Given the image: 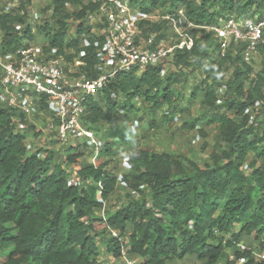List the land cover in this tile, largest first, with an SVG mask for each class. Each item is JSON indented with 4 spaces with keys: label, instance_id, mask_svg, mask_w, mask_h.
<instances>
[{
    "label": "trees",
    "instance_id": "trees-1",
    "mask_svg": "<svg viewBox=\"0 0 264 264\" xmlns=\"http://www.w3.org/2000/svg\"><path fill=\"white\" fill-rule=\"evenodd\" d=\"M67 1L74 3L78 33L85 30L84 22L79 21L89 7L84 0H48V8L53 9L52 19L38 24V30L46 32L50 46L71 59L80 48L79 36L68 32ZM131 3L146 11L158 7L174 11L184 6L188 18L199 25L217 23L231 14L240 18L264 16V0H131ZM28 7L22 14L3 12L0 8L3 33L0 55L36 41L29 24L21 30L16 28V24L26 22ZM145 24L142 29L145 36L155 33L158 41L166 35L165 22ZM200 31L205 33L196 38ZM193 34V48L179 50L175 55L178 72L161 77L157 66H149L141 73L119 72L96 96L85 100L86 126L94 128L106 122L109 128L105 132L107 141L97 157L91 162L80 161L79 185L68 180L74 164L84 157L86 144L77 142L63 150H47L43 157L29 154L25 145L27 134L13 122L16 112L0 104V264H103L99 260L100 241L106 247V255L118 256L126 238L129 254L141 257L142 264H167L187 255L196 256L202 264L220 261L235 264L229 260L231 252L247 256L244 264H264L256 261L250 250L227 248L245 234L254 239L255 248L264 249V120L260 119L256 106L258 99L264 103V95L256 92V81L264 82V73L259 72L253 88L246 90L248 69L243 65L250 63L240 56L243 45L233 43L226 56L216 55L209 63L208 59L215 56L216 38L206 29L194 30ZM67 48H72L73 53H66ZM86 50L87 64L83 69L96 76L95 51L92 47ZM196 62L202 77L190 96L193 98L202 90L205 102L213 104L220 79L227 78L226 86L232 96L223 107L238 118L214 111L201 114L185 126L195 128L199 122L218 124L226 147L213 151L212 163L203 167L181 154L144 148L130 151L131 168L123 180L129 188L139 190L140 195L131 196L124 206L105 212V202L118 182L107 169L106 157L123 149L128 139L117 123L121 106L111 98V91L125 96L128 102L124 107L129 111L135 97L140 98V103L156 107L167 103L171 110H176L180 98L175 89L176 77L183 68ZM225 62L234 65V71L226 74ZM250 106L258 111L256 124L250 122V113L246 112ZM251 152L254 158L249 161ZM109 227L117 229L121 239L110 235Z\"/></svg>",
    "mask_w": 264,
    "mask_h": 264
},
{
    "label": "built area",
    "instance_id": "built-area-1",
    "mask_svg": "<svg viewBox=\"0 0 264 264\" xmlns=\"http://www.w3.org/2000/svg\"><path fill=\"white\" fill-rule=\"evenodd\" d=\"M84 5L89 7L79 21L84 22L85 30L78 33L73 5L66 3V9L70 12L68 32L79 36L80 51L71 59L60 54L58 48L50 46L48 41L39 43L35 40L0 55V102L16 112L13 122L17 129L25 132L27 137L31 133L30 139L34 140L37 134L34 132L36 121L33 118L35 115L41 117L38 124L43 132V143H36L26 137L25 145L29 154L43 157L47 150H63L69 144L81 142L93 147L94 160L99 153L100 143L95 130L85 124V100L96 96L119 72L141 73L149 66L159 67L161 77L178 72L180 68L174 62L175 55L179 50L193 48L194 30L212 32L217 40L214 53L220 57L226 56L233 43L242 44L240 56L246 63L255 59L264 44V16L240 18L231 14L217 23L199 25L188 18L184 6L174 11L163 7L146 11L134 6L131 0H84ZM79 8L82 9L83 4ZM41 11L29 6L25 12L26 22L16 24L17 30L29 24L34 31L38 24L44 22ZM163 22L168 25V29L160 40H156L155 33L147 36L143 34L145 23ZM2 36L0 31V42ZM88 47L94 49L97 58L93 67L96 76H90L83 69L87 64L84 57L87 56ZM65 52L70 54L73 50L67 48ZM226 81L227 78L220 79L218 89L227 88ZM135 101L140 103V98L135 97ZM256 115V112L250 113L251 123H257ZM129 159L127 155L125 162L128 163ZM80 161L81 158L72 168L68 180L72 185L82 183L78 177ZM245 168L248 166L245 165ZM98 198L101 199L100 192ZM108 231L110 235L120 237L117 229L109 227ZM123 240L120 254L106 255L103 264H142L141 257L129 254L127 238ZM238 250H250L256 261H264V249L250 248L241 243ZM229 260L244 264L247 256H236L235 252H231Z\"/></svg>",
    "mask_w": 264,
    "mask_h": 264
},
{
    "label": "rangeland",
    "instance_id": "rangeland-1",
    "mask_svg": "<svg viewBox=\"0 0 264 264\" xmlns=\"http://www.w3.org/2000/svg\"><path fill=\"white\" fill-rule=\"evenodd\" d=\"M194 1L199 2V0ZM67 2L71 3V5L74 4L71 1ZM28 5L42 10L41 13L44 21L52 19L53 9L48 8V0H0V8L3 12L22 14L23 9ZM239 10L240 9L237 8V14ZM249 13L250 12H247V14ZM33 32L36 35L37 42L42 43L47 40L46 32H39L38 25ZM201 33L203 34L205 31H200L199 35H201ZM69 35L72 36V33L69 32ZM214 54L215 56L208 59L209 63L212 59L214 60L217 58L216 53ZM194 59L196 61L198 60L196 58ZM199 60L202 61V58L199 57ZM196 63L188 68H183V70L180 71L179 76L176 77L175 89L180 93L176 110H171L167 103H164L161 107H156L152 104H147V102L138 103L133 101V109L129 111V108L126 109L124 107V103L128 102L126 101L125 96L117 90L111 91V98L119 102V105L121 106L117 123L128 135V139L123 149H117L113 154L106 157V160H108L107 169L117 177L118 182L115 190L105 202V212L114 211L119 207L124 206L129 200V197L140 195L139 190L129 188L123 180V176L129 172L131 168L129 161L128 163L125 162V157L129 155L130 151L137 148H144L151 152L181 154L188 159L196 161L203 167L208 163H212L211 154L213 151H220L226 147L225 142L222 140V133L218 124H205L199 122L195 128L185 126V124H190L194 118L201 114H209L214 111L227 112L229 115L238 118L233 114V111L227 110L223 107L225 100L232 96L228 87L216 90V100L213 104L205 102V94L202 90H198L195 97L192 98L190 96L193 90H197V86L199 85L198 82L202 77L201 68L197 66L199 63ZM239 63L240 65H243L242 62ZM226 66V74L235 69L234 65L230 62H225L223 68ZM243 66L248 69V79L245 81V87L246 90H250L255 84L258 73H264V44L260 47L255 59L249 64V66L245 64ZM256 82V92L259 90L261 94L264 95V82ZM174 98L177 99V95H174ZM101 102L102 105L105 106V101L101 100ZM0 104L3 106L5 105L1 102ZM256 106L259 109L260 119L264 120L263 100L258 99ZM247 111H249V113L258 112L257 109L251 106L247 108ZM39 118L41 117L38 115H35L33 118V120L36 121L34 132L37 134L35 135L34 140L30 139L31 137L29 135H31V133L26 137L31 141L42 144L41 135L43 132L40 130L41 126L38 124L40 122ZM107 128H109V125L106 122H100L93 128L99 138L100 148H102L107 141L105 135ZM85 146V154L84 157L81 158V161L84 159L85 162H91L93 157V147L87 144ZM253 158L254 154L251 152L248 159L250 161ZM141 188L147 191L145 186H142ZM235 230H238V227H236ZM254 242V239L243 234L238 241H236L231 247L227 248L229 251L236 250L241 243L253 248L256 247ZM105 249L106 247L103 244V241H100L99 260L106 258ZM167 264H202V261L196 256L187 255L183 259H174ZM215 264H223V262L220 261Z\"/></svg>",
    "mask_w": 264,
    "mask_h": 264
},
{
    "label": "crops",
    "instance_id": "crops-1",
    "mask_svg": "<svg viewBox=\"0 0 264 264\" xmlns=\"http://www.w3.org/2000/svg\"><path fill=\"white\" fill-rule=\"evenodd\" d=\"M60 154V153H59Z\"/></svg>",
    "mask_w": 264,
    "mask_h": 264
}]
</instances>
